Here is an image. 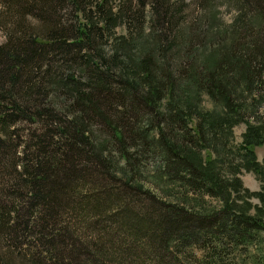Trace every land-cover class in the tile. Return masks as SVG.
<instances>
[{
  "label": "trees",
  "instance_id": "obj_1",
  "mask_svg": "<svg viewBox=\"0 0 264 264\" xmlns=\"http://www.w3.org/2000/svg\"><path fill=\"white\" fill-rule=\"evenodd\" d=\"M237 1L264 16V0ZM180 11L173 0H0V240L9 254L25 264H175L194 246L204 264H222L219 253L260 238L264 222L229 195L241 168L264 178L253 153L264 125L252 116L264 103V26L181 82L155 57L174 35L135 50L147 14L150 26L181 37ZM202 93L218 107L202 110ZM21 120L29 139L13 142L8 128ZM241 121L239 160L225 178L226 137ZM97 125L107 137H92ZM110 142L122 169L109 160ZM147 155L165 199L131 176ZM205 195L221 205L205 210Z\"/></svg>",
  "mask_w": 264,
  "mask_h": 264
},
{
  "label": "rangeland",
  "instance_id": "obj_2",
  "mask_svg": "<svg viewBox=\"0 0 264 264\" xmlns=\"http://www.w3.org/2000/svg\"><path fill=\"white\" fill-rule=\"evenodd\" d=\"M175 6L180 8V20H178L177 27L181 32V37L177 33L172 32L171 37H169L167 31L157 29V26H150L148 17L146 16V22L143 23L142 30L139 36L136 38L135 50L146 51L145 48L151 47L155 42L157 43V38L155 35H166L167 40L170 41L172 36L175 38L174 42H166L164 45L165 52L163 55L155 56V52H152L156 57L158 62H161L164 69H168L170 75L173 79L177 81L184 82L185 75L184 73L189 72V70H201L208 65L211 60L221 51L223 48H229L231 45L233 47V39L236 43H241V45H246L251 37L260 36L262 27L264 26V20H260L256 13L252 9H248L244 6V9H240L237 0H173ZM180 6V7H179ZM256 6L252 7L255 10ZM242 8V6H241ZM260 11V10H259ZM261 17L264 19V16L260 13ZM260 20V21H259ZM259 21V22H258ZM239 28V29H238ZM117 31L124 30L118 29ZM158 32V33H157ZM264 34V31H262ZM127 34V33H126ZM264 36V35H261ZM179 37V38H178ZM3 41V35L0 32V43ZM170 43V44H169ZM146 47H145V45ZM169 44V45H168ZM108 48V47H107ZM162 56V57H161ZM55 69V68H54ZM203 70V69H202ZM55 91V94L52 95L51 100L56 108L61 109V105L65 104L66 101L61 94V91ZM199 106L202 110H211L217 108L216 103L208 95L202 93L199 99ZM164 107V106H163ZM258 108V107H257ZM253 119L258 118L259 121H262L264 125V103L259 104V108L255 111ZM245 119H251V115L245 113L243 116ZM263 118V119H262ZM255 121V122H259ZM28 122L23 120L15 121L14 125L8 128V133L13 136H18L13 138V142L27 141L29 139L28 133ZM95 127L92 131V137L96 140H100L104 137H107L108 134L104 129ZM246 124L244 121H241L231 128V133L226 137V150L227 156L225 159L221 158L222 167L221 172L224 173L225 178H232V174H228L226 166L228 163L235 164L239 160V156L235 155L233 152L237 150L238 146L242 140V133L244 132ZM34 129V126H33ZM107 139V138H106ZM223 139V137H222ZM11 141V142H12ZM207 150V149H206ZM107 151L109 152V160L117 169H122L123 162L120 158H116L115 153H118L115 147L110 142V146H107ZM111 151L113 152L111 154ZM254 153V162H258V167L262 169L264 173V143H260L253 147ZM147 158H144L141 164L139 165L138 171L131 174L132 178L137 181L135 184H140L143 188L150 190L157 197L165 199L163 197L164 193L161 189L165 190L167 183L161 182L156 186V181H151L149 179L150 175L156 173V168L159 165L154 159L147 155ZM113 157V158H111ZM138 159V158H135ZM142 159V158H141ZM220 164H218L219 166ZM125 169V168H124ZM129 169V168H128ZM127 169V170H128ZM6 175V174H4ZM236 176L239 179V186L232 188L229 195V201L231 200L235 204V209H238L240 212H246L251 215H258L264 222V178L261 173H258L251 169H240ZM1 183V181H0ZM2 185V184H1ZM3 186V185H2ZM3 195L7 197V187H5ZM245 189L249 192L246 193ZM171 190V191H170ZM171 195H174L175 189L172 187L169 188ZM9 194H12L13 189H9ZM8 194V195H9ZM177 199L176 194L174 197H170L169 201H174ZM194 204V200H191ZM221 201L215 197L203 196V201L200 202V205L205 208V210L211 208H217L221 205ZM199 204V202H198ZM74 216V214H73ZM88 233V231H85ZM74 243L70 247L73 250V247H77L76 244L79 243L77 239V233L74 235ZM253 243H247L243 246H238L237 250H231L228 253L224 254L223 252L219 253V257L223 259L222 264H261L258 259V255L264 252V231L260 233V238H256ZM78 245V244H77ZM10 250L6 247L5 242L0 240V264H25L22 257H15L14 253H8ZM175 249L172 250V252ZM219 252V250H217ZM206 252V251H205ZM172 256V254H170ZM174 255V253H173ZM177 261H180L179 264H204L207 257L204 256L203 250H197L194 246L186 248L182 253H178ZM173 258V257H172ZM169 260V257H167ZM172 262V260H170ZM174 263L178 262L174 259Z\"/></svg>",
  "mask_w": 264,
  "mask_h": 264
}]
</instances>
